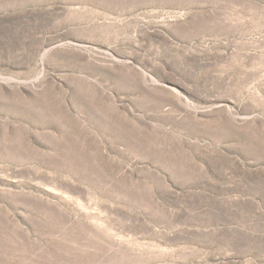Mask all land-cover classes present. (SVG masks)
Returning <instances> with one entry per match:
<instances>
[{"label": "rangeland", "instance_id": "374dc122", "mask_svg": "<svg viewBox=\"0 0 264 264\" xmlns=\"http://www.w3.org/2000/svg\"><path fill=\"white\" fill-rule=\"evenodd\" d=\"M0 264H264V0H0Z\"/></svg>", "mask_w": 264, "mask_h": 264}]
</instances>
